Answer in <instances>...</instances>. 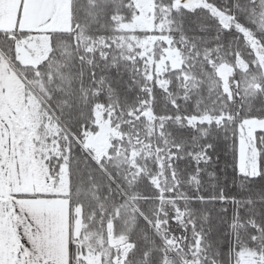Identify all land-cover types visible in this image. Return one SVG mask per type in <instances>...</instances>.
I'll list each match as a JSON object with an SVG mask.
<instances>
[{
  "label": "snow or ice",
  "instance_id": "1",
  "mask_svg": "<svg viewBox=\"0 0 264 264\" xmlns=\"http://www.w3.org/2000/svg\"><path fill=\"white\" fill-rule=\"evenodd\" d=\"M0 264H264V0H0Z\"/></svg>",
  "mask_w": 264,
  "mask_h": 264
}]
</instances>
